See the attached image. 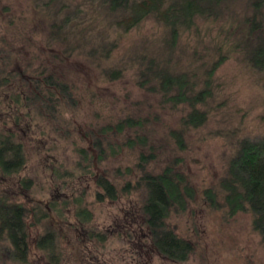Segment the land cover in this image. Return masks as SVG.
Masks as SVG:
<instances>
[{"label":"rangeland","instance_id":"1","mask_svg":"<svg viewBox=\"0 0 264 264\" xmlns=\"http://www.w3.org/2000/svg\"><path fill=\"white\" fill-rule=\"evenodd\" d=\"M137 1L111 11L104 0H0V132H11L25 156L16 175L0 172V197L27 209V264H49L36 245L46 230L55 234L60 264H264V245L251 215L226 219L204 195L217 189L242 140L264 138V72L252 68L247 55L253 35L245 18L254 14L252 0H229L215 16L197 17L174 47L153 15L130 29L117 25L128 22ZM261 13L257 18L264 22V5ZM219 54L226 58L214 73L212 95L199 105L206 120L184 131L177 144L171 131L180 132L188 108H172L140 87L139 59L201 75ZM42 71L71 85L76 103L62 101L51 114L26 100ZM127 116L147 124L121 135L101 132ZM136 134L146 137L147 146L110 154L107 142ZM149 146L154 158L144 169L158 173L171 165L192 190L184 208L173 207L166 220L168 229L192 244L183 261L162 255L145 224L146 191L136 185L142 169L137 162ZM99 176L114 185L115 199L97 198ZM23 180L30 181L28 187ZM127 182L132 188L123 191ZM82 209L91 214L87 222L77 215ZM0 264H20L4 241Z\"/></svg>","mask_w":264,"mask_h":264},{"label":"trees","instance_id":"2","mask_svg":"<svg viewBox=\"0 0 264 264\" xmlns=\"http://www.w3.org/2000/svg\"><path fill=\"white\" fill-rule=\"evenodd\" d=\"M130 0H104L108 8L113 11L118 8L128 9ZM229 0H138L135 12L130 14L128 22H117V25L126 24L125 29L136 26L148 15L156 17L168 30V45L174 47L181 31L190 29L197 17L208 18L216 15L217 7ZM254 14L245 18L249 34L253 39L247 43L248 62L252 68L264 72V22L258 17L264 0H252ZM131 6V7H132ZM226 55L218 57L206 67L203 74L196 72H171L170 68L160 65L152 59H139L137 83L140 87L160 95L161 103H169L172 108L187 106V112L180 118V132L171 131V136L177 144L182 143V133L190 128H196L206 120L205 111L200 109L201 104L212 95L213 76L218 67L225 60ZM41 79L36 77L34 90L30 98L32 103L38 102L41 111H57L60 102L76 103L71 85L59 79L52 73L40 72ZM199 86V88H198ZM201 87V88H200ZM14 101L19 104L20 98ZM147 124L146 119L127 116L116 122L106 125L101 132L124 134L126 129L138 128L142 130ZM95 147L100 154L106 152L101 139L94 140ZM147 139L138 134L125 137L122 142H107L111 155H116L123 148L147 146ZM83 161L87 160L86 151L79 148ZM100 158V157H99ZM154 158L152 146L149 152H140L137 166L141 169L136 185H141L146 191L143 204L145 224L158 251L169 259L183 261L192 249V244L177 237L167 228L166 220L173 207L183 209L192 190L185 176L175 170L173 166H165L161 172L152 173L144 169V164ZM25 164L22 145L14 139L11 132H0V172L3 175H16ZM126 171H130L126 168ZM28 180L21 183L28 187ZM97 185L102 192L97 198L103 200L116 198V188L105 177L97 178ZM127 182L122 190L129 191L132 187ZM205 200L210 207L222 211L226 219L238 213H249L252 217V227L260 235L264 245V138L251 140L244 139L239 143L236 153L228 161L226 174L217 183L215 191L206 189ZM26 207L8 198L0 197V241H4L10 248L14 261L27 264V232L25 217ZM77 215L83 221H89L91 214L86 209L79 210ZM92 235V233L90 234ZM102 237V234H97ZM37 247L45 254L49 264H60L61 253L56 243L53 231L46 230L37 238Z\"/></svg>","mask_w":264,"mask_h":264}]
</instances>
